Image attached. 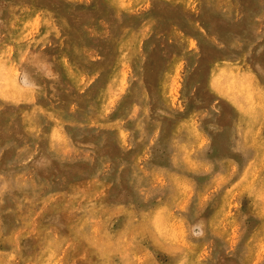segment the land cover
Returning a JSON list of instances; mask_svg holds the SVG:
<instances>
[{"label":"rangeland","instance_id":"rangeland-1","mask_svg":"<svg viewBox=\"0 0 264 264\" xmlns=\"http://www.w3.org/2000/svg\"><path fill=\"white\" fill-rule=\"evenodd\" d=\"M0 264H264V0H0Z\"/></svg>","mask_w":264,"mask_h":264},{"label":"crops","instance_id":"crops-1","mask_svg":"<svg viewBox=\"0 0 264 264\" xmlns=\"http://www.w3.org/2000/svg\"><path fill=\"white\" fill-rule=\"evenodd\" d=\"M127 153H128V150L122 151L121 154H120V157H121V158H124V159H125L126 157H131V155H128ZM139 156H140V154H135V155L132 156V157L135 159V158H137V157H139ZM121 165H122V164H121ZM122 167H123V166H122ZM123 168H124V167H123ZM127 168H128V167H127ZM127 168H126V169H127ZM124 169H125V168H124ZM131 194H132V196H130V197H133V193H131ZM133 199H134V198H133ZM129 202H131V201H129ZM131 203H133V202H131Z\"/></svg>","mask_w":264,"mask_h":264},{"label":"bare ground","instance_id":"bare-ground-1","mask_svg":"<svg viewBox=\"0 0 264 264\" xmlns=\"http://www.w3.org/2000/svg\"><path fill=\"white\" fill-rule=\"evenodd\" d=\"M242 69V68H241ZM250 69V68H249ZM252 75V74H251Z\"/></svg>","mask_w":264,"mask_h":264}]
</instances>
